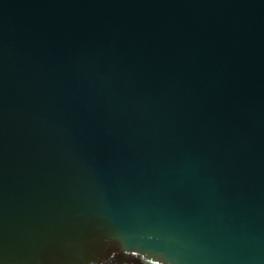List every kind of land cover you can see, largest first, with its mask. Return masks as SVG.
Listing matches in <instances>:
<instances>
[{"label":"water","instance_id":"water-1","mask_svg":"<svg viewBox=\"0 0 264 264\" xmlns=\"http://www.w3.org/2000/svg\"><path fill=\"white\" fill-rule=\"evenodd\" d=\"M0 264H264V0H0Z\"/></svg>","mask_w":264,"mask_h":264}]
</instances>
